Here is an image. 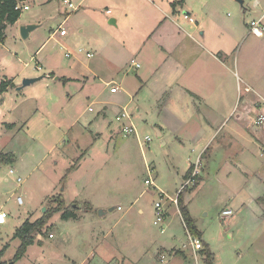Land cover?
<instances>
[{"label":"rangeland","instance_id":"1","mask_svg":"<svg viewBox=\"0 0 264 264\" xmlns=\"http://www.w3.org/2000/svg\"><path fill=\"white\" fill-rule=\"evenodd\" d=\"M90 1L93 0H87L83 7ZM94 1H100L96 11L81 9L75 14L73 7L62 6L59 0L49 3L28 0L29 10L21 12L18 24L7 26L5 40L0 43V82L12 81L0 101V154L13 157L12 162L0 165V209L8 215L6 224L0 226V250L7 247L2 261L6 264H189L186 259L192 255L189 256L188 249L183 250L187 237L175 207L167 210L163 204L168 214L163 234L153 225V205L159 201L156 189L174 197L183 178H176L172 167L183 173L188 158L196 163L198 152H191L189 142L181 149L168 131L167 114L161 113V102L156 99L161 86L157 83L159 73H148L149 82L134 96L132 104L125 95H119L121 100L118 95H110L108 87L98 79H91L83 89L82 82L65 85L49 77L50 72L60 77L74 76L76 70L72 66L77 60L66 58L67 50L78 55L75 58L81 60L82 66L102 63L103 69L113 72L115 69L125 79L137 80L138 87L141 86L138 77L154 68L153 64H146L144 49L149 45L142 43L146 41L142 34L150 24L145 21L146 15L150 9L153 11L152 6L137 8L136 0H122L125 4L120 8L114 0ZM174 1L179 4L181 0ZM184 2L203 16V20H197L202 23L195 39L215 54H222L223 60L227 58L226 67L217 68V81L222 78L228 98L221 96L219 104L212 93L209 102L199 103L195 99L190 109L201 111L202 116L213 115V109L229 113L211 145L210 170L201 171L203 182L198 189L183 192L182 201L213 264H264V126L254 125L257 114H264V36L255 37L248 27L252 20L262 17L264 30V0ZM71 3L76 6L77 1ZM111 4L117 5L116 12ZM105 7L116 15L118 25L108 23ZM184 12L176 14L170 24L182 31L193 30L184 22ZM66 16L62 25L67 36L49 39ZM191 17L196 19L195 14ZM27 25L38 27L27 39H22L20 27ZM139 49H142L140 54ZM78 50L83 53L78 54ZM85 52H91L93 57L86 59ZM154 53L158 57L160 52ZM135 56L140 64L137 70L130 67ZM25 79L38 80L22 87ZM126 104L133 115L137 135L123 138L115 117L127 110L123 107ZM239 117L248 123L253 137L251 142L246 139L239 146L236 155L230 156L236 150L234 145L230 150L220 148L224 146L220 140L227 129L236 127ZM155 124L162 129L161 139L154 130ZM145 137L150 142L141 147L139 143ZM173 158L175 166H172ZM149 167H153L151 178L156 189L144 185ZM17 179L21 180L20 184ZM17 198L22 200L20 205ZM51 198H57L58 203L51 204ZM57 204L62 209L51 215L44 233L37 234L34 244L14 262L19 246V239L13 238L16 229L26 220L41 219ZM89 205L91 211L83 214L81 210ZM226 208L233 215L222 219L221 213ZM67 211L83 218L78 222L64 221L61 215ZM174 249L183 250L186 259ZM161 255H165L164 261L160 260Z\"/></svg>","mask_w":264,"mask_h":264},{"label":"crops","instance_id":"2","mask_svg":"<svg viewBox=\"0 0 264 264\" xmlns=\"http://www.w3.org/2000/svg\"><path fill=\"white\" fill-rule=\"evenodd\" d=\"M50 1L51 0H48V3ZM59 1L61 2L62 6H66L68 8L73 7L72 11L74 13L75 12L78 13L81 9L83 12L96 11L99 5L98 3H100V1L96 2L93 0V1H90V3H88L87 7H83V5L86 3L87 0H76L77 1L76 6H73V4L71 3V0H59ZM114 2L117 5H120V8H121V5L125 4V2L122 0H114ZM172 3H176V2L174 0H136L134 1V6L136 5L137 8H139L140 6L142 8L147 7L146 4H150L153 8V11H151V9L150 11L149 9H147L149 12L146 15L145 21L150 22V24L148 25L145 34H142V39L144 38L146 39V41H143L142 43L143 44L146 43L149 45L147 49H144V54L146 55L145 59L147 60L146 64L147 63L148 65L153 64L154 68L153 69L149 68L148 71L145 74H143V77H138V81L141 83L140 87L137 86L138 85L137 80L133 81V80L125 79L121 71L116 73L115 69H113L114 72L111 71V69L108 71V68L103 69L104 65H102V63L95 64L89 67L82 66V64H80L81 60L77 59L78 55L75 56L76 53H72L68 50L65 51V54L66 52H69L70 56L66 58L72 57L75 60H77L75 63H73V66H72V70L74 69L76 70L74 71L75 72L74 76L73 77H65V76L60 77V76H57V74H55L54 72H50L49 77L53 78L54 81L64 82L65 85H68L69 82H78V83L82 82L84 84L82 86L83 89L86 83L88 84L92 81L91 79L93 80L98 79L99 82L101 81L103 82V84H105V87L106 86L108 87L110 95H113V96L125 95L129 99L128 103L132 104L134 100V96L137 97L138 92L141 90V88L145 87V85L149 82L148 73L151 72V75L155 73H159L160 78L158 79V75H157V83L161 86H159V91L156 94V99L157 101L161 102L160 103L161 113L167 114L168 123H169L168 131H170L172 136L176 139V141L178 142V143L176 142V144H178V146L181 149L185 148V145L188 144L189 142L190 147L192 148L191 152L194 153L195 151H198L196 154L197 156L195 158L196 159L195 162L197 160L200 161V168L198 170L197 177L195 178L197 179V183H196L197 185L196 188H197L203 182V179L200 178L201 171L203 173V171L208 172V170H210L209 161L212 158L211 154L213 152L211 145L217 138V136L215 137L216 133L219 131L222 125H224V122L228 117L229 111L225 112V110L222 111V110H217V109L212 110L209 107L213 111V115H207V116L203 115L202 116L201 111L196 112L195 109H190V107L192 106V103L195 99L198 100L199 103L200 102L207 103L209 102V99L212 98V96L215 94L216 97L214 98L217 100V103L220 104L222 103V98H223L221 96H224L225 98L227 97L224 93L225 88L223 87V84H222V78L220 81H217V77H218L217 74L219 71L217 70V68L223 70V68L226 67L225 60L227 58L223 60L224 56L222 54L217 55L218 52L215 54L212 51V49L208 48V46L202 45L200 41H197L195 39V32H197L198 29H200V26L202 23L201 22L199 24L197 20L198 19L203 20V16L201 15L200 11L197 10L193 5H192L193 8L188 6L184 2V0H181L179 4H175V6H171ZM116 4H111L115 12L117 8ZM125 9L126 8H124V11ZM181 10H184L185 11L184 14L188 15V17L192 19V22H190L189 20H186L183 17L184 22L189 23L191 27L193 28V30H184L185 31L184 32L182 30L175 29L171 26L170 22L175 21V15L179 14ZM108 12L110 13L108 14ZM191 14H195L196 19L192 18ZM104 15L108 16L109 18L108 23L113 20L114 26L118 25V19L116 18V15L113 14L111 9H108V8L105 9ZM67 18L68 17L66 16L63 19L60 25H58L57 29L51 33V36L49 39L53 40V39H56L57 36L60 38H64L67 36V34L65 36H60L59 31H58L59 29H64L62 24L66 22ZM261 19L262 17L259 20L261 21ZM19 21L20 19H18L17 22L11 26H15L16 24L19 23ZM252 21H256V20H252ZM5 30H4V40H5ZM200 35L203 38L205 35V32L202 31ZM3 42L1 44H3ZM61 47L63 48V46ZM142 49H139L137 52L140 54L142 52ZM155 51L160 52L158 57L155 56V53H154ZM77 53L78 54L83 53V50H78ZM86 53L90 54L91 56L89 58L86 57ZM136 56L130 60V67L133 68L134 70L140 69V64L135 60ZM85 57L86 59H91L93 57V54L91 52H85ZM132 63H135L139 66L134 67ZM154 63H157V64H154ZM81 68H84V70H82ZM115 85H117V87ZM114 87H116L118 90L112 93L110 89ZM221 90H223V93L221 92ZM126 91L128 92L129 95L126 93ZM212 93L213 95L209 96ZM158 95L159 96L161 95L162 97L159 98ZM121 96H119L120 100H121ZM252 100L258 102V99H255V98H253ZM186 102L188 104H185ZM128 105L129 104H126L123 107L127 108L129 107ZM247 108L248 106L245 108V110ZM134 110L137 113H139L138 108ZM103 111H105V107L103 108ZM127 112L130 114L131 119H132L133 115L131 114V112L129 110ZM245 113L247 112L245 111ZM120 114L121 113H119L116 117H118ZM259 114H257V116ZM200 117H202L201 121L199 120ZM214 118H216V120H214ZM217 120H219V122ZM244 121H245L244 118L239 117L238 120L236 121V125H235L236 127L231 126L229 129H227L226 134L221 137L220 142L224 143V146H221L220 148L224 147L230 150V149H233V145H234L236 149L233 152V154L230 156L236 155L235 153L237 152V150H239V148L241 147V144H243L246 141V139H248V141L251 142L250 137H253V134L250 130H248L249 129L248 123ZM158 127L159 126L155 124L154 130L157 133L158 138L161 139L163 138V132H162V129ZM119 132L123 138L131 136V135H124L122 133L121 128ZM165 144L166 142L164 140L161 141L162 146H164ZM199 156L201 159L199 158ZM202 159H204L203 166H201ZM174 161L175 159L173 158L172 166H175ZM187 162H188V167L181 174H180V171L176 172L175 168L172 167L173 171L175 172L176 178H178L179 180L183 178L179 187L189 178L190 176L189 173L191 174L193 171L194 164L191 161V158H188ZM235 169L238 170L240 174L246 176V174L243 173L236 165H235ZM194 184H195V180H194ZM196 188L192 189L191 187H189V188H186L183 192H186L189 190L194 191ZM157 195H158V192H157ZM180 201L184 205L182 201V197ZM164 203H165V209L175 207L174 210L177 212V215L181 220L182 227L185 230L186 226L179 213L178 204L177 206H174L169 201H165ZM90 207L91 206L89 205V208L85 210L82 209L81 212L83 214L89 213V211H91ZM153 208H154V205H153ZM111 209L113 210V208ZM119 209L120 208L118 207L117 210ZM227 210L232 211L229 208ZM73 215L75 218H70L69 220H66V221L78 222L83 218V216L81 215L80 216L75 215V212H73ZM167 215L168 214H166V217ZM222 219H225V218H222ZM185 235H186V232H185ZM187 244H188V241H187ZM187 244L183 245V250L185 249L189 250V256L192 255L190 256V259L188 260L186 259V253H184L183 250L174 249L173 251H177V253H179L183 257V259H186V261L189 264H191V262L192 264H204L203 256L200 254V252L197 254L196 256L197 258L195 259L193 256L191 247L189 246V244L188 245ZM169 256L170 254H168V257ZM160 257H161L160 260L162 261H164V259L166 258L165 255H161Z\"/></svg>","mask_w":264,"mask_h":264},{"label":"trees","instance_id":"3","mask_svg":"<svg viewBox=\"0 0 264 264\" xmlns=\"http://www.w3.org/2000/svg\"><path fill=\"white\" fill-rule=\"evenodd\" d=\"M22 1H27V0H0V43H2L4 41V30L6 29V27L9 25L11 26V25L15 24L17 22V20L19 19L21 13L19 11H16L15 7H16L18 2H22ZM175 4L176 3H172L171 6H175ZM11 86H12V81L9 79L8 80L4 79L0 82V100H1L2 95L5 94L8 91V89L11 88ZM12 160H13V157L11 155L0 154V165L10 163V162H12ZM71 170H72V168L68 169L67 172H70ZM189 175H190V173H189ZM196 183H197V179H195V184L192 187V189L196 188V186H197ZM182 194L183 193H181L178 196V203L177 204H178L179 213L182 217V220H183L188 232L191 235L200 239V235L195 230V227L193 225L192 220L189 217V214H188L186 207L180 201ZM49 202L51 204H53L54 202L58 203V199L57 198H51ZM61 209H62V205L57 204V206L55 208H51V211H47V213L44 214V216L41 219L36 220L35 222H30V221L26 220L18 227V229H16V231L13 235V238L19 239V246H18V248L15 252L14 258H13L14 262L21 259L24 256V254L27 251V248L34 244L35 236L37 234H43L44 233L43 229L46 225V222L50 219L51 215L55 212L60 211ZM70 218H75L73 215V212L67 211V212L62 213V215H61V219L64 221L69 220ZM202 245H203V243H202ZM6 248L7 247L4 246L0 250V264H6L2 261V257L4 255V252L6 251ZM206 249H207V247H205L203 245V249L200 251V254L203 256V263L204 264H213L211 254Z\"/></svg>","mask_w":264,"mask_h":264},{"label":"built area","instance_id":"4","mask_svg":"<svg viewBox=\"0 0 264 264\" xmlns=\"http://www.w3.org/2000/svg\"><path fill=\"white\" fill-rule=\"evenodd\" d=\"M26 3H27V1L18 2L16 7H15V10L19 11L20 13L23 11H28L29 7ZM109 13L110 12H108V14ZM183 17H184V19L192 22V19H190L188 17V15L184 14ZM58 31H59L60 36H65L67 34L65 29H59ZM249 33L254 35L255 37H258V38H261L264 36V30L261 26L260 20L250 22ZM68 56H70V53L66 52L65 57H68ZM90 56H91L90 54L86 53V57L89 58ZM132 64L134 67L139 66L135 63H132ZM38 70H39V68H38ZM117 90L118 89L116 87L110 89V91L112 93L116 92ZM115 121L120 124V128H121L122 133L124 135H135V136L137 135L136 130L134 128V125L132 123L131 116L127 112L126 109L122 110L121 114L118 117H116ZM254 125H256L257 127L264 126V114L260 113L255 118ZM149 142H150V139L148 137H145L143 142H140L139 144L142 147V146L147 145ZM199 164H200V161L197 160L196 163L193 165V171L190 174L189 178L177 189L174 197H170V196L166 195L163 191L158 190L154 187L153 179L151 178V174L153 172V169L151 167L146 168L147 179L144 181V184L146 186H149V187H154L158 192L159 201L154 203L155 220L153 221V225L155 227H158L160 229L161 233L164 232L163 224H164V221L166 218V210L163 207L164 202L169 201L172 205L177 206L178 196L181 193H183V191L186 188H189V187L192 188L194 186V180L198 174ZM9 174H12L11 170L9 171ZM16 182L18 184H20L21 180L17 179ZM17 203L19 205L22 203L21 198H17ZM231 215H232V211L227 210V209L222 211V213H221L222 218H226V217H229ZM7 217H8V215L0 209V226H4L6 224ZM185 232H186L188 244L192 249V253H193L194 258L196 259L197 254L203 249L202 242L199 238L191 235L186 228H185Z\"/></svg>","mask_w":264,"mask_h":264},{"label":"water","instance_id":"5","mask_svg":"<svg viewBox=\"0 0 264 264\" xmlns=\"http://www.w3.org/2000/svg\"><path fill=\"white\" fill-rule=\"evenodd\" d=\"M109 24L114 25V21L113 20L110 21ZM37 27H38V25H27V26L20 27V36H21V38L22 39H27L29 37L30 32L34 31ZM37 80L38 79H25L23 81V86L22 87H26L28 85H31L32 83H34ZM110 210H112V209H110ZM44 211H45V209H43V212Z\"/></svg>","mask_w":264,"mask_h":264}]
</instances>
